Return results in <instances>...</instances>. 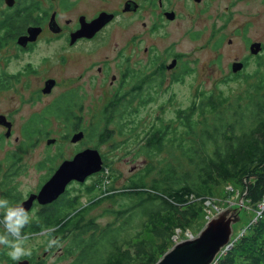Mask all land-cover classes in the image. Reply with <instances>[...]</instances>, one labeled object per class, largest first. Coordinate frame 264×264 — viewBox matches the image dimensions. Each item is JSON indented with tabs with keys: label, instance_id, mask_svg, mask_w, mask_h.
Listing matches in <instances>:
<instances>
[{
	"label": "flooded vegetation",
	"instance_id": "af4514ba",
	"mask_svg": "<svg viewBox=\"0 0 264 264\" xmlns=\"http://www.w3.org/2000/svg\"><path fill=\"white\" fill-rule=\"evenodd\" d=\"M10 2L11 5L7 0H0V94L6 93L12 99L17 94V84L27 83L32 77L39 78L41 87L27 96H20L25 102L32 103L31 96L34 92L33 97L50 98L56 89L65 84L68 86L58 96L49 99L50 102L42 115L24 116L20 124L16 123L15 110L14 119L12 114L0 110V151L4 142H8L17 130L21 135L14 137L13 149L5 148L4 156L0 157V197H8L10 201L22 204L31 195L38 194L45 183L38 185L36 191L25 196H12L16 189L15 177L22 174L20 166L23 156L32 151L37 135L50 132L48 127L55 124V131L60 134H68L71 137L82 134L83 137L73 143L77 145L85 139L90 126L94 124L92 119L97 118L98 113L111 102L125 101L136 106L138 103L154 100L161 93L164 84L171 86L184 78L181 68L183 64H180L182 57L175 50L180 49L181 39L196 42L203 40L199 42L197 49L215 51L223 49L225 42L233 46V49L241 45L245 49H251L252 45L259 44L261 50L257 55L246 56L242 61L232 62L243 64L241 73L248 61L259 58L264 51L263 43L251 40L249 35L252 20L256 18L254 5H257V0H10ZM51 2H57L55 10L46 8ZM248 7L250 11L246 10ZM58 11L70 15L61 20ZM101 13L110 16L107 22L97 32L87 30L88 24ZM242 19L245 22H242ZM32 29L37 31L29 32ZM164 39L168 41L164 42ZM107 41L117 49L114 59L109 61L107 58L101 65L96 66L97 60L93 58L95 48L102 49ZM50 42L59 43L57 49L61 51L57 54L58 62L64 65L70 63L66 75L75 72L76 69L72 68L73 63L82 60L81 56L74 55L75 50L87 52L91 57L89 65L79 70L75 78L66 77L65 84L58 77H45V67L42 66L46 57H42L38 64H35L32 58L36 50L41 46L47 48ZM64 51L67 55L63 54ZM26 56H30L28 59L30 62L21 63V60H26ZM47 83L52 85L49 91L45 92ZM94 90L98 91L96 95L92 94ZM86 94L91 97L90 101L95 103L106 99V103L98 109L99 112L97 105L92 107L94 112L92 108L87 109ZM170 97L172 96L169 95L168 100ZM46 115L51 118L47 119ZM86 116L90 117L89 121L85 119ZM92 149L97 150L95 147ZM79 152L81 150L75 154ZM99 154L104 166L105 159L100 152ZM36 168L45 171V158L36 164ZM102 173L100 171L92 174L83 182H69L65 192L50 204H41L34 199L27 209L29 222L23 229L43 228L45 223L41 218L45 216V207L66 195L72 184L84 187L85 190L92 188L93 192H96L98 190L96 181L103 175ZM92 179L91 184L87 185ZM109 183L110 180H106L102 186L103 198L109 194L105 188ZM0 215L3 216L2 210ZM31 255L20 260H27L29 264H33ZM7 262L16 264L18 261L9 258Z\"/></svg>",
	"mask_w": 264,
	"mask_h": 264
},
{
	"label": "trees",
	"instance_id": "16d2710c",
	"mask_svg": "<svg viewBox=\"0 0 264 264\" xmlns=\"http://www.w3.org/2000/svg\"><path fill=\"white\" fill-rule=\"evenodd\" d=\"M183 72L188 74L185 65ZM255 77L251 95L225 101L214 93L200 92L189 106L177 109L170 121L161 123V117L154 118L145 144L136 153L146 160H151L155 152L165 151L169 155L170 161L159 170L161 177L151 179L149 187L153 193L146 191L141 175L121 192L107 194L113 204L123 198L128 202H116L120 206L115 209L105 208L102 214L110 217L105 224H99L90 213L109 197L92 198L83 206L80 195H64L45 207L43 228L23 229L21 235L45 230L51 240L58 239L63 245L59 263L155 264L172 247L175 230L184 232L198 218L212 196V188L220 183L240 184L243 203L255 210L264 197V73L256 71ZM144 103L134 106L131 102H111L98 113L87 136L97 139V143L110 140L114 133L108 129L110 126L121 135L130 124L126 115L137 114L140 108H146ZM49 135L45 132V136ZM152 166L148 163L145 170L150 171ZM104 170L105 165L102 174ZM97 185L94 195L99 192L101 181ZM93 190L88 188L86 193ZM162 191L173 202L162 197ZM188 197L196 202H188ZM216 264H264V211Z\"/></svg>",
	"mask_w": 264,
	"mask_h": 264
},
{
	"label": "rangeland",
	"instance_id": "374dc122",
	"mask_svg": "<svg viewBox=\"0 0 264 264\" xmlns=\"http://www.w3.org/2000/svg\"><path fill=\"white\" fill-rule=\"evenodd\" d=\"M55 6H58L57 2H51L46 8L49 7L50 10H55ZM254 6L256 18L252 20V27L250 28L249 35L251 40L261 41L264 45V0H257V5ZM246 10L250 11L249 7ZM58 13L61 20L70 15V13L68 14L62 11H58ZM241 21L245 22L244 19ZM236 39L238 38H234V40ZM163 41L167 42L168 39H164ZM202 41L203 40L196 42L189 39H181L180 49L175 50L182 57L180 64L182 63L188 67V74H184V78L179 83L172 84L171 86L164 84L161 93L158 94L154 100L145 101L143 106L146 108H140V111L137 112V114H133V116H128L129 114H127L126 120L129 121L130 124L127 125V127H124L121 135L118 134L114 126H110L108 129L114 131L110 140L103 143H97V139H86V135L85 139L81 140L77 145H74L73 143L76 142H71V135L60 134L55 131V124H51L52 127L50 128L48 127V130L50 131L49 136H45V133L38 134L32 151L27 152L23 156L22 164L20 166V173L22 174H18L15 177L16 189L12 193V196H25L29 192L36 191L38 185L46 182L62 161L72 159L74 154L80 150L92 149L93 147H95L105 159L104 165L106 170H104V174L101 175L102 177L99 176L96 181V183L101 181V189L94 195V192L86 193L84 187L72 184L66 191L67 197L80 195L79 202L83 206H87L92 198L95 199L98 197L100 199L102 198V200L104 199L102 196L104 193L102 186L106 180L108 181L110 179L109 185L105 188L109 191L108 195H111L112 191L119 193L124 190L123 188L129 187L128 185H131V180L137 179L141 175L143 177L142 181L146 185V191L152 192L149 187L151 179L154 180L160 178L161 172H159V170L163 168V165L170 161L169 155L165 151H162V153L155 152V155L151 156V160L147 159L148 161L144 155L136 154L139 151V147L145 144L144 138L150 128L149 125L154 118L161 117V123L170 121L177 109H183L186 106H189L194 96L200 92L205 95L214 93L218 98L225 101L228 99L232 101L235 96L239 95H251L253 93L252 87L257 81L255 72L264 73V51L259 58L248 61L246 68L242 73L240 72L241 69L238 71L240 72L239 74H232L230 69L232 62L242 61L246 56L251 57L250 55L252 54L249 49H245V47L243 48V45L239 47H235V45V49H233V46L227 45L226 42L223 49H219L218 51L206 48L197 49L200 45L199 42ZM108 43L109 41L105 42L104 45L106 46L102 49L95 48L93 58L97 60L95 64L96 66L101 65V63L107 58L109 61L114 59L117 49ZM49 45L50 46L47 48L41 46L40 49L36 50L32 58V61L35 64H38L42 57H46L45 64L42 66L45 67V77H58L60 81L65 84L67 83L66 77L75 78L79 70H83L89 65L88 61L91 57L88 56L87 52L80 49L75 50L76 52H74V55L77 54V56H81L82 60H77L73 63L72 68L76 69V71L66 75L70 63L64 65L58 62L59 55L57 54L61 51V49H57L59 43L50 42ZM63 54L67 55V52L64 51ZM29 58L30 56H26V60H21V63L25 61L30 62L28 60ZM183 65L181 68H183ZM38 87H41L39 78L32 77L27 83L21 82L17 84V94L12 99L8 97L6 93L0 94V110H4V113L12 114L13 119L16 113V123L20 124L22 123L24 116L29 117L32 114L42 115L44 108L47 107L50 100L62 93V91L68 86L67 84L62 85L56 89L50 98L47 96L41 98L38 96L33 97V95H35L34 92L31 96L32 103L25 102L24 98L21 100L20 96H27V94L37 90ZM22 88H25V90H22ZM97 93L98 91L94 90L92 94L96 95ZM90 94L91 93H88V95ZM169 95L172 96L170 97V100H168ZM86 97H88L87 94ZM90 98L91 97H88L85 102L87 109L92 108L93 105H97L98 110L104 103H106V99L95 103L90 101ZM93 108L92 112H94ZM14 110L15 113H13ZM46 117L47 119L51 118L48 115H46ZM89 118L90 117L88 116L85 117L88 121L90 120ZM95 120V118L92 119L93 123H95ZM3 134L4 132H2V136L4 137ZM15 136H21L19 130H17L8 142H4L3 149L0 151V157L4 156L5 148L10 150L13 149L12 141ZM48 139H54V142L47 145L46 141ZM113 143L116 144L113 146ZM43 158H45V171L42 172L36 168V164L43 161ZM148 163L153 165L150 167V171L145 170ZM51 165H53V167ZM49 166L52 168L51 170H49ZM146 173L148 174L145 175ZM106 176L107 178H105ZM92 181L93 179L88 181L87 185H90ZM161 183L162 182H159V184ZM161 187L165 186L161 184ZM241 191L242 187L236 181L222 182L219 186L213 187L212 196L204 203L202 213L196 220L189 224L184 232H181L178 229L175 230L171 245L173 246V244L187 239L189 235L193 237L197 236L203 229L205 223L210 218L222 213L223 210H234L238 208L237 215L239 220L233 225V235L231 237L232 240H237L245 233L252 222L255 213L252 206L245 204V202L243 203ZM162 193L164 194L163 191ZM162 193H160L162 197L173 202L168 194L163 195ZM108 195L105 196L109 197ZM111 199L112 198L109 197L102 203H98V206L90 213V216L97 218L99 224H105L110 221V217L107 214H102L105 208L109 210L115 209L120 206L116 204V202H128L127 198H123L124 200L118 199L115 201V204H113ZM186 199H188V202H196V200L190 197ZM260 204L257 207L258 209H260ZM229 212L234 213L233 211ZM0 217L2 216L0 215ZM4 232L5 229L3 223H1L0 234H3ZM50 240L51 239L48 237L45 230L27 238L25 246L30 249L29 255L33 254L31 255L33 264H66L57 261L61 255L62 244L58 243V239L57 241L56 239H52L55 240L56 243L49 245ZM7 253V246L0 245V264H10L7 262V259L10 258ZM48 255L50 256L47 257Z\"/></svg>",
	"mask_w": 264,
	"mask_h": 264
},
{
	"label": "water",
	"instance_id": "95a60500",
	"mask_svg": "<svg viewBox=\"0 0 264 264\" xmlns=\"http://www.w3.org/2000/svg\"><path fill=\"white\" fill-rule=\"evenodd\" d=\"M9 5H11L10 0ZM106 13H101L87 26L92 33L97 32L109 19ZM37 31L35 29L29 32ZM261 49L259 44H254L249 49L252 55H257ZM243 68L241 63H233L231 72L236 73ZM52 83H47L45 92H48ZM83 137L75 134L71 142H77ZM54 139L47 141V145ZM102 169V159L95 149H85L73 156L70 160L62 161L52 176L42 185L38 194L31 195L23 203L27 210L34 199L41 204H50L65 192L66 186L71 181L83 182L92 174L99 173ZM237 209H225L222 213L207 221L200 233L190 239L179 241L155 263V264H211L221 250L230 242L233 235V225L239 220ZM233 211L234 213H230ZM16 264H29L28 261H18Z\"/></svg>",
	"mask_w": 264,
	"mask_h": 264
},
{
	"label": "clouds",
	"instance_id": "9594fccd",
	"mask_svg": "<svg viewBox=\"0 0 264 264\" xmlns=\"http://www.w3.org/2000/svg\"><path fill=\"white\" fill-rule=\"evenodd\" d=\"M0 210L3 211L0 222L5 229V232L0 234V245L7 246V254L11 260L19 261L30 254V249L25 246L27 234L21 235V230L29 222V213L22 203L12 202L6 197H0ZM54 243H56L55 240L49 241V245Z\"/></svg>",
	"mask_w": 264,
	"mask_h": 264
},
{
	"label": "built area",
	"instance_id": "2783aa9c",
	"mask_svg": "<svg viewBox=\"0 0 264 264\" xmlns=\"http://www.w3.org/2000/svg\"><path fill=\"white\" fill-rule=\"evenodd\" d=\"M191 198V197H190ZM261 203V204H260ZM260 204V209H258L257 207H258V205ZM257 207H256V209L255 210H253L255 213H254V218H253V220H256V219H258L260 216H261V214H262V212L264 211V197H263V199H262V201L261 202H259L258 204H257ZM209 219V218H208ZM193 236H188V238L187 239H190V238H192ZM235 241V239L234 240H230V242L221 250V252L217 255V257L214 259V261L211 263V264H216V262H217V260H218V258L221 256V255H223L230 247H231V245H232V243Z\"/></svg>",
	"mask_w": 264,
	"mask_h": 264
},
{
	"label": "bare ground",
	"instance_id": "6f19581e",
	"mask_svg": "<svg viewBox=\"0 0 264 264\" xmlns=\"http://www.w3.org/2000/svg\"><path fill=\"white\" fill-rule=\"evenodd\" d=\"M230 69H231V67H230ZM91 137V136H90ZM185 199V198H184ZM188 200V199H187ZM262 201V200H261ZM124 211V210H123ZM208 218V217H207ZM94 219V218H93ZM98 225V224H97ZM101 228V227H100ZM96 231V230H95ZM53 245V244H52ZM31 259V258H30ZM220 260V259H219ZM30 261V260H29ZM36 261V260H35Z\"/></svg>",
	"mask_w": 264,
	"mask_h": 264
}]
</instances>
